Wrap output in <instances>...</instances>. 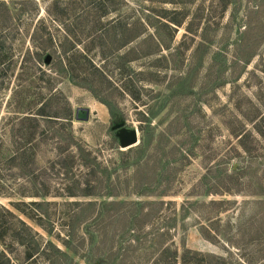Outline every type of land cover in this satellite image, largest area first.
Listing matches in <instances>:
<instances>
[{"label":"rangeland","instance_id":"obj_1","mask_svg":"<svg viewBox=\"0 0 264 264\" xmlns=\"http://www.w3.org/2000/svg\"><path fill=\"white\" fill-rule=\"evenodd\" d=\"M37 2L43 16L47 0ZM121 9L151 11L161 19L185 17V22L173 40L158 28L170 48L156 54L145 55L154 48L149 41H133L129 47L138 44L142 52L129 56L127 71L118 66L123 59L106 58L108 80L97 74L91 87L111 104L113 116L89 90L90 83H59L65 97L53 107L59 115L71 112L74 137L107 164L116 195L61 201H146L149 213L137 217L134 231L110 226L100 243L93 220L81 221L94 215L91 208L80 213L69 247L37 229L80 264H173V251L179 256L183 248L204 254L207 264H264V0H123ZM15 44L16 64L4 72L0 89L3 153L14 149L11 136L19 140L21 129L27 131L26 122L12 112L15 91L27 85L15 75L28 42L21 38ZM78 107L89 108L87 121L75 120ZM129 137L131 143L121 142ZM139 141L144 144L138 153H119ZM41 150L37 163L48 167L54 150L43 144ZM132 163H137L134 169ZM23 169L0 164V193L6 194L0 203L36 199L28 196L32 184ZM35 260L43 264L45 257Z\"/></svg>","mask_w":264,"mask_h":264},{"label":"trees","instance_id":"obj_2","mask_svg":"<svg viewBox=\"0 0 264 264\" xmlns=\"http://www.w3.org/2000/svg\"><path fill=\"white\" fill-rule=\"evenodd\" d=\"M122 3L123 0H47L44 15L41 16L37 0H0V89L5 87L4 72L13 70L16 64L12 59V50L14 45L17 46L15 43L20 42L21 38H26L28 42L15 75L17 79L22 80L23 77L27 85L24 90L15 91L17 110L12 112V117L17 121L26 122L27 131L23 132V127L19 140L12 136L8 139L14 146L10 153L8 148H5L6 153L1 152L3 141L0 142V164L19 166L21 170L24 168L23 172L32 184L28 196L36 198L29 201L11 200L8 206L0 203V264H17L18 261L35 264L38 255L45 257L43 264L61 263V259L80 264L53 240L45 238L37 228L69 247L70 241L76 240V224L79 216L83 215L80 213L91 208L94 215L92 213L81 221L93 220L100 243L110 226L119 232L134 231L137 217L149 213L146 201H61L77 196L116 195L111 190L107 164L96 161L87 145L74 137L69 106L70 113L64 115H59L56 107H53L65 97L58 88L59 83L66 80L83 87H88L83 82L90 83L89 90L113 116L111 104L92 88L97 74L100 80H108L104 69L106 58L112 54L123 59L118 66L123 72L127 71V63L133 60L129 56L142 52L138 44L129 47L133 41H149L154 48L145 55L156 54L170 48L162 42L159 29H165L173 40L178 27L185 22V17L182 20L161 19L151 11L138 13L130 9V12L123 13ZM185 30L183 38L191 30L190 22ZM122 49L125 52L119 53ZM91 50L96 52L94 57H99L97 61L89 56ZM128 82L131 83L130 80ZM64 100L69 104L66 98ZM42 144L54 150L46 161L48 167L37 163V157L43 150ZM143 144L139 141L134 147L119 153H138ZM77 162L80 163L79 167L76 166ZM135 166L137 163L131 164V168ZM65 204L69 206L63 209ZM128 206H132L130 213L125 211ZM114 249H118V246ZM162 249L164 251L166 247ZM17 251L18 256L14 254ZM172 256L173 264H207L204 254L188 248H183L179 256L174 250ZM95 264L107 263L102 261Z\"/></svg>","mask_w":264,"mask_h":264},{"label":"water","instance_id":"obj_3","mask_svg":"<svg viewBox=\"0 0 264 264\" xmlns=\"http://www.w3.org/2000/svg\"><path fill=\"white\" fill-rule=\"evenodd\" d=\"M75 120L77 121H87L89 119V108L87 107H78L75 111ZM121 124H117L116 127H120ZM134 139H131L130 137L127 139L122 140L121 142L123 144L131 143Z\"/></svg>","mask_w":264,"mask_h":264}]
</instances>
